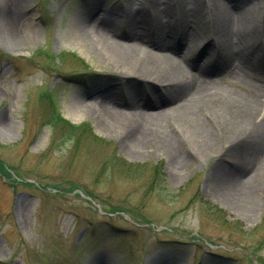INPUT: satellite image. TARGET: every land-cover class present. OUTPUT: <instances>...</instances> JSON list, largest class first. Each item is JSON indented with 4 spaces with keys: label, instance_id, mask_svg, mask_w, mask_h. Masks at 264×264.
<instances>
[{
    "label": "rangeland",
    "instance_id": "374dc122",
    "mask_svg": "<svg viewBox=\"0 0 264 264\" xmlns=\"http://www.w3.org/2000/svg\"><path fill=\"white\" fill-rule=\"evenodd\" d=\"M127 1L19 0L14 7V33L0 36V264H264V186L255 209L246 211L212 180L232 142L238 147L229 150L231 162L241 151L252 154L248 124L230 129L228 115L219 113L207 143L197 146L174 119L162 120L174 137L168 148L153 139L129 142L123 128H106L81 108L87 90L141 110L167 90L164 82L125 85L129 69L106 57L101 40L82 33L85 14L94 13L125 34ZM244 2L252 16L258 13L262 33L264 0ZM0 7L9 19L13 11ZM178 12L170 13L171 27ZM188 20L207 28L189 51L193 58L207 36L216 41L217 30L202 10ZM165 25L149 18L136 29L151 33ZM256 55L246 59L248 81L229 74L209 80L232 95L257 94L247 84L264 89ZM69 105L82 114L72 115Z\"/></svg>",
    "mask_w": 264,
    "mask_h": 264
},
{
    "label": "bare ground",
    "instance_id": "6f19581e",
    "mask_svg": "<svg viewBox=\"0 0 264 264\" xmlns=\"http://www.w3.org/2000/svg\"><path fill=\"white\" fill-rule=\"evenodd\" d=\"M244 1L203 0L199 9L198 0H146L141 3L129 0L123 7L128 15V27L123 35L117 32L116 25L108 17L85 14L82 33L88 41L101 40L106 57L116 66L129 69L123 72L127 74L123 80L125 85L133 87L131 83L150 85L164 82L167 90L147 104L144 110L139 109L135 102L130 101L125 105L99 98L93 95L92 90H87L82 95L83 99L80 98L81 108L86 113L96 115L102 126L107 128L115 124L123 128L127 132L126 140L137 144L153 139L159 142V146L169 148L171 145L173 148L174 137L163 126L162 120H175L179 128L195 138L197 146L207 143L208 125L219 118V113L228 115L224 122L230 129L238 131L242 123L248 124L250 128L244 138L254 143L253 149L250 148L252 154L244 155L241 151L237 162H231L227 159L231 153L229 150L238 147L237 142H232L233 145L223 153L226 157L221 159L222 163H217V172L212 180L227 200L250 211L255 209L258 201L256 192L264 186V145L257 144L261 138L264 144V89L247 82L257 94L232 95L209 80V77L214 78L217 74H229L248 81L242 73L246 59L258 51L256 59L264 63L261 52V47H264V26L260 33L256 24L259 15L252 16L245 10ZM0 4L13 11L7 19L4 18L6 11L0 7V36L7 38L14 33V22L18 20L14 7L19 0H0ZM174 9L179 10V21H176L179 26L175 28L170 25V13ZM201 10L215 24L216 41L201 43L198 47L200 52L191 58L188 55L191 47L204 39L207 28L204 30L190 23L188 18ZM149 18L163 21L166 25L157 27L152 33L137 31L136 26ZM260 18L264 21V13ZM178 47H184V50H178ZM216 47L219 50L216 61L211 60L212 54L209 53L207 61L201 59L202 62H198L209 50L216 51ZM130 77H135L137 81L130 80ZM88 98L91 102L86 101ZM166 104L172 106L161 110V106ZM203 107L209 109L203 116L197 112L195 114V109ZM67 108L75 117L82 114L81 108L74 105ZM2 122L0 120V125L4 124ZM256 153L262 156L254 160L252 156Z\"/></svg>",
    "mask_w": 264,
    "mask_h": 264
},
{
    "label": "trees",
    "instance_id": "16d2710c",
    "mask_svg": "<svg viewBox=\"0 0 264 264\" xmlns=\"http://www.w3.org/2000/svg\"><path fill=\"white\" fill-rule=\"evenodd\" d=\"M56 120H58V119H56ZM68 126H70V125H68ZM157 172V171H156Z\"/></svg>",
    "mask_w": 264,
    "mask_h": 264
}]
</instances>
